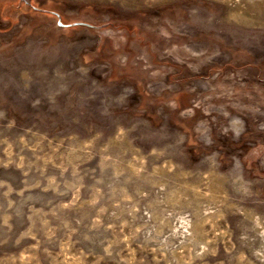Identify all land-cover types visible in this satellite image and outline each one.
<instances>
[{
  "label": "rangeland",
  "instance_id": "1",
  "mask_svg": "<svg viewBox=\"0 0 264 264\" xmlns=\"http://www.w3.org/2000/svg\"><path fill=\"white\" fill-rule=\"evenodd\" d=\"M56 1L67 18L83 4L152 16L175 58L221 69L189 88L194 106L225 132L264 125V0ZM43 22L10 57L0 50V264H264V181L237 157L219 168L213 148L188 161L187 135L169 121L186 84L161 76L144 97L107 86L81 60L98 40ZM178 65L182 78L207 67ZM216 83L229 104L206 102ZM212 126L197 121L194 139L210 145Z\"/></svg>",
  "mask_w": 264,
  "mask_h": 264
},
{
  "label": "flooded vegetation",
  "instance_id": "2",
  "mask_svg": "<svg viewBox=\"0 0 264 264\" xmlns=\"http://www.w3.org/2000/svg\"><path fill=\"white\" fill-rule=\"evenodd\" d=\"M60 8V3L56 0H0V50L5 49L7 57H10L11 47L23 42L22 39L32 33L29 30H40L43 24L45 25L44 20L49 22H46L47 27L50 24L53 25L52 21H54L57 30L61 33L79 31L83 35H92L96 41L98 40L96 50L94 53L86 50L87 53L81 60L90 71H95V68L98 67L102 73L105 72L101 79L107 86L113 85V83L117 86L128 85L140 91V96L144 97L146 96L144 94L146 85L162 79L161 76L173 84L180 86L186 84V89L180 93L179 97L170 99L177 104V108L169 111L171 115L169 121L186 133L188 145L185 148L189 160L198 157L203 149L209 152L213 148L220 160V168L226 167L230 161L237 157L247 173L264 181L263 120L260 122L261 128L255 130L243 128L234 133L225 132L222 129V124L219 123L221 119L218 115L207 113L200 109V105L194 106L198 103L197 99L195 100L196 104L192 102V99L198 97H196L197 93L189 88L194 85L195 81H207L211 75L220 72V67L214 63L216 61L213 60L207 65L199 60H182V58L178 60L175 58L179 57L173 52L177 45L168 41L170 33L166 31V25L154 24L150 15L147 17L143 14L127 16L125 13L114 12L108 8L112 14L109 13L110 17L104 18L99 12L102 9L100 6L83 4L77 5V11L67 18L64 14L67 11ZM161 25L164 26L163 29H161ZM174 37L182 39L178 36ZM6 39L7 41H5ZM90 41L87 39L88 46ZM53 58L54 56L50 59ZM98 58L100 59L99 64ZM182 62L184 63L182 67L185 69L189 63H195L199 67L207 65L205 74L202 71L197 74L190 72L182 78L183 69L178 65ZM216 84L219 90L226 88V93L224 91L225 94L221 95L222 97L214 95L218 90L216 88L217 90L211 91L214 96L212 101L207 99L206 102L217 101L229 104L233 94L227 87L220 86V83ZM216 119H219V122ZM197 121H209L211 126L217 124L215 127L213 125L209 131L214 137V141L210 145L200 144L194 139L191 128ZM246 124L250 123L245 122Z\"/></svg>",
  "mask_w": 264,
  "mask_h": 264
},
{
  "label": "bare ground",
  "instance_id": "3",
  "mask_svg": "<svg viewBox=\"0 0 264 264\" xmlns=\"http://www.w3.org/2000/svg\"><path fill=\"white\" fill-rule=\"evenodd\" d=\"M192 160H195V158ZM188 161H190V160H188ZM219 168H220V166H219ZM197 191H199V190L197 189ZM226 192H225V194H226ZM222 193H223V191L221 188V183H219V181H217L216 185H212V184L209 185V194H210L209 200H210V203L212 205H214L216 208L215 210H212L211 213H215V211L217 210L218 214H220L222 207L226 206V202L224 201V197H223ZM185 199L187 200L188 197H186ZM197 200L198 199H195V201H197ZM195 207L197 210L196 212L197 213L200 212L201 209L199 208V206H195Z\"/></svg>",
  "mask_w": 264,
  "mask_h": 264
},
{
  "label": "water",
  "instance_id": "4",
  "mask_svg": "<svg viewBox=\"0 0 264 264\" xmlns=\"http://www.w3.org/2000/svg\"><path fill=\"white\" fill-rule=\"evenodd\" d=\"M26 1V0H25Z\"/></svg>",
  "mask_w": 264,
  "mask_h": 264
}]
</instances>
